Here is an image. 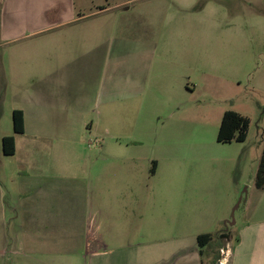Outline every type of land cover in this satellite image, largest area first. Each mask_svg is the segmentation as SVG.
<instances>
[{"label": "crops", "instance_id": "obj_1", "mask_svg": "<svg viewBox=\"0 0 264 264\" xmlns=\"http://www.w3.org/2000/svg\"><path fill=\"white\" fill-rule=\"evenodd\" d=\"M134 1L77 17V0H0V264H220L216 243L228 250L226 264H264V189L242 173L250 132L244 143L222 144L227 150L181 145L202 133L199 104L188 100L197 88L179 64L171 74L170 59H157L170 48L155 32L139 34L129 19L114 25L125 13H112ZM16 110L23 134L3 126ZM142 112L162 131L128 134ZM86 131L100 138V163L83 170L73 161ZM7 136L16 139L13 156L4 153ZM141 147L163 157L146 180ZM259 150L258 168L264 137ZM192 152L234 161L236 197L243 186L247 194L241 223L229 227L209 167L174 168ZM206 234L213 238L201 253Z\"/></svg>", "mask_w": 264, "mask_h": 264}, {"label": "rangeland", "instance_id": "obj_2", "mask_svg": "<svg viewBox=\"0 0 264 264\" xmlns=\"http://www.w3.org/2000/svg\"><path fill=\"white\" fill-rule=\"evenodd\" d=\"M125 1L128 0H77L76 16L96 11L99 6ZM118 12L125 14L121 20L113 15L114 25L122 21L126 24L129 19L134 21L139 34L155 32L159 42L169 43V53L163 56L159 51L157 59H170L172 65L168 71L171 74L177 72L176 65L179 64L188 74V82L197 88L188 100L199 104V127L202 125V133L199 131L197 137L181 145L185 143L193 149L204 146L211 150H227V145L217 142L223 113L234 110L251 119L248 146L253 154L242 173L244 180L254 183L258 171L259 148L264 137V0H136L112 14ZM93 20H101V17H93ZM4 51L3 48L0 50L2 56ZM8 116L9 113L3 126L11 130L13 121ZM134 119L133 126L126 131L130 135L141 136L144 131H162L156 124L146 125L143 112L135 115ZM142 138H138V144L147 148V144L152 142ZM100 146V138L86 131V134L77 138L79 156L73 163L83 170L87 166L99 165L100 156L95 151ZM146 148H140L143 151L138 166L142 180L149 177L152 161L163 160L160 154L144 152ZM222 155L225 156L222 161L204 157L202 162L201 155L192 152L174 168H184L191 172L197 164L203 163L209 167L210 180L215 186H221L222 198L226 202L221 206V211L223 214L227 212L231 227L236 219L241 223V218L247 212V194H243V186L239 194L242 193L244 199L241 201L239 194L236 197V167L229 154ZM250 196L256 202L260 194L253 191ZM233 240L232 244L235 245ZM216 244L214 254L222 260V250Z\"/></svg>", "mask_w": 264, "mask_h": 264}, {"label": "trees", "instance_id": "obj_3", "mask_svg": "<svg viewBox=\"0 0 264 264\" xmlns=\"http://www.w3.org/2000/svg\"><path fill=\"white\" fill-rule=\"evenodd\" d=\"M13 124L16 134L24 133V113L16 110L13 113ZM251 128V119L241 113L228 110L224 113L217 141L221 144L244 143L246 142ZM3 149L7 156H13L16 153V139L14 136H7L3 139ZM156 162H153L152 173L155 172ZM256 187L264 189V150L260 160L259 168L256 175ZM210 234L201 235L198 238L199 246L205 248L212 240ZM218 259V258H217Z\"/></svg>", "mask_w": 264, "mask_h": 264}, {"label": "built area", "instance_id": "obj_4", "mask_svg": "<svg viewBox=\"0 0 264 264\" xmlns=\"http://www.w3.org/2000/svg\"><path fill=\"white\" fill-rule=\"evenodd\" d=\"M222 255H223V259L220 260V264L222 263L223 260H226L227 261L228 250L227 251L222 250Z\"/></svg>", "mask_w": 264, "mask_h": 264}, {"label": "bare ground", "instance_id": "obj_5", "mask_svg": "<svg viewBox=\"0 0 264 264\" xmlns=\"http://www.w3.org/2000/svg\"><path fill=\"white\" fill-rule=\"evenodd\" d=\"M221 264H226V260H223Z\"/></svg>", "mask_w": 264, "mask_h": 264}]
</instances>
